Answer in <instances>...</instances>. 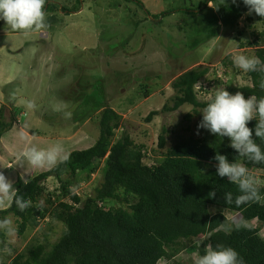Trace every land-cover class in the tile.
<instances>
[{"label":"rangeland","instance_id":"obj_1","mask_svg":"<svg viewBox=\"0 0 264 264\" xmlns=\"http://www.w3.org/2000/svg\"><path fill=\"white\" fill-rule=\"evenodd\" d=\"M203 2L46 0L47 27L27 36L0 21V108H8L17 118L13 129L0 140V172L15 183L18 178L26 182L52 169L34 168L16 159L26 146L19 136L25 127L34 137L32 143L40 147L60 142L69 154L92 147L99 136L96 119L100 106H108L121 116L122 129L117 130L113 140L120 138L124 129L135 145L144 146L145 164L157 162L187 140L191 136L188 126L193 134L197 122L195 116L191 122L185 120L193 115L192 107L161 112L174 95V79L185 71L206 68L203 84L195 88L201 102L210 101L216 87L228 90L230 86L249 85L247 73L234 66L233 57L253 56V35L264 32V17L254 13L239 19L234 30L213 23L218 3L202 8ZM175 10L185 12L161 17ZM213 31L218 35L211 38ZM28 102L36 107L28 108ZM69 111L71 118L65 116ZM152 112L158 115L148 123L145 118ZM5 118L9 120L6 110ZM163 129L165 146L159 148L158 137ZM101 167L89 178L79 177L72 193L82 199L90 195L100 179ZM259 173L253 174L264 187V173ZM45 184L49 190L59 187L53 179ZM45 200L44 195L39 205L44 207ZM7 207L6 202L0 210ZM224 213L230 223L231 214ZM9 218L17 229L14 218ZM253 225L257 224L251 222L248 226ZM62 230V224L47 219L22 236L17 231L11 238L5 234L0 239V263H9L27 247L41 242L44 235L54 242ZM196 244L157 264H194Z\"/></svg>","mask_w":264,"mask_h":264},{"label":"trees","instance_id":"obj_2","mask_svg":"<svg viewBox=\"0 0 264 264\" xmlns=\"http://www.w3.org/2000/svg\"><path fill=\"white\" fill-rule=\"evenodd\" d=\"M214 2L218 7L211 18L213 23L234 30L238 20L246 16L247 8L242 0L237 4L231 0H204L202 8ZM177 12L185 11H168L161 17ZM217 35L213 31L210 36ZM253 37L254 56L264 61V32ZM129 40L131 37L121 49ZM207 74L206 68L198 67L185 71L172 82L174 95L161 112H175L188 105L193 115H187L185 120L191 122L195 116L197 122L193 134V128L188 126L191 136L157 162L145 164L144 146L135 145L124 129L114 141L115 133L122 129L121 116L108 106H100L102 110L96 119L99 136L92 147L71 152L66 162L26 182L18 178L14 186L18 194L32 201V206L21 211L12 203L0 210V219L13 217L20 236L47 219L62 224L64 230L51 243L44 235L41 242L27 247L7 264H157L162 259L177 257L195 243L197 255L204 254L205 245L219 243L233 247L245 264H264V203H249L239 208L234 203L227 204L225 193L231 192L234 199L240 193L235 184L216 175L213 159L217 152L230 161L243 158L228 146L227 138L197 129L202 119L200 112L209 101L201 102L195 88ZM247 78L249 85L230 86L227 91L242 92L245 98L264 97V90L259 87L264 71L247 72ZM146 94L147 91L145 97ZM5 110L9 120L5 118ZM156 115L149 113L145 121L149 123ZM16 119L8 108H0V140L13 129ZM254 124L252 121L249 127ZM165 134L163 129L158 137L159 148L165 146ZM257 143L264 147V141L257 139ZM243 162L252 173L264 171V164ZM100 165L101 176L92 193L84 199L72 193L79 185V177L89 178ZM49 179L55 180L59 187L49 190L45 184ZM260 190L264 194L262 186ZM211 191L216 192L215 198H209ZM44 195L42 207L39 201ZM224 212L231 214L230 223L243 219L248 225L251 222L257 225L226 232L222 225L229 220ZM4 237L5 233L0 232V239Z\"/></svg>","mask_w":264,"mask_h":264},{"label":"clouds","instance_id":"obj_3","mask_svg":"<svg viewBox=\"0 0 264 264\" xmlns=\"http://www.w3.org/2000/svg\"><path fill=\"white\" fill-rule=\"evenodd\" d=\"M237 4L238 0H231ZM46 0H0V21H4L13 31H20L27 36L32 31L43 30L47 27L45 17ZM247 8L246 15L253 13L264 17V0H242ZM235 67L247 72L264 71V61L257 56L243 54L233 57ZM259 87L264 90V79ZM28 108H35L34 102H28ZM202 119L197 129H205L216 137L227 138L229 147L235 150L237 155L243 158L241 161L229 160L226 155L219 152L213 157L216 161V175L226 178L228 182L238 187L239 195L233 198L231 192L224 194L227 204H235L237 208L249 203L264 201L261 193V180L250 171L243 161L256 165L264 164V147L257 143V139L264 141V97L257 98L250 95L245 98L242 92L230 93L224 88L216 87L210 101L200 112ZM65 116L71 118L72 113L66 112ZM255 121L252 127L249 124ZM20 139L26 142V146L17 153L16 159L22 163L26 161L34 168H54L69 159V153L65 146L56 142L48 147H40L32 143L34 137L27 128L19 132ZM264 173L260 171L259 174ZM264 188V187H263ZM209 198H215L216 192H209ZM12 203L21 210L32 206L30 199L26 200L18 194L14 183L0 172V206ZM226 232L247 228L246 220L240 219L222 225ZM16 227L9 217L0 219V232H4L9 238L16 234ZM203 243V241H201ZM204 254H198L194 264H245L243 257L231 246L207 244L204 246Z\"/></svg>","mask_w":264,"mask_h":264},{"label":"crops","instance_id":"obj_4","mask_svg":"<svg viewBox=\"0 0 264 264\" xmlns=\"http://www.w3.org/2000/svg\"><path fill=\"white\" fill-rule=\"evenodd\" d=\"M1 157V156H0ZM0 162H1V158H0ZM2 164V163H1Z\"/></svg>","mask_w":264,"mask_h":264}]
</instances>
